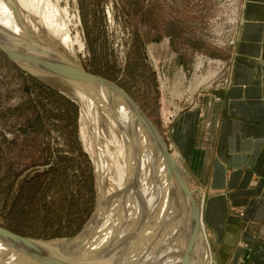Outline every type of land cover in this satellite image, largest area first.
<instances>
[{"label": "rangeland", "instance_id": "1", "mask_svg": "<svg viewBox=\"0 0 264 264\" xmlns=\"http://www.w3.org/2000/svg\"><path fill=\"white\" fill-rule=\"evenodd\" d=\"M15 1L20 32L40 42L36 46L0 27L1 44L24 53V61L44 72L61 73L62 57L124 90L164 138L196 205L205 202L207 194L186 177L174 130L181 114L205 104L228 83L247 0H43L50 5L45 16L55 14L72 40H79L82 48L71 50L45 25L42 0H24L37 1L30 8ZM50 79L0 48V229L25 241L16 244L35 259H41L39 248L50 252L40 257L53 259L65 248L52 244L100 234L97 227L104 223L105 235L128 216L119 210L122 203L107 201L102 207L100 199L106 165L100 150H110L111 119L103 121L87 108L86 122L83 102ZM114 216H121L119 222ZM89 229L97 232L89 235ZM171 252L181 255L178 249Z\"/></svg>", "mask_w": 264, "mask_h": 264}, {"label": "bare ground", "instance_id": "2", "mask_svg": "<svg viewBox=\"0 0 264 264\" xmlns=\"http://www.w3.org/2000/svg\"><path fill=\"white\" fill-rule=\"evenodd\" d=\"M18 1L24 3L27 8H30L31 4L35 6L37 2ZM17 3L15 0H0V27L6 28V33L11 32L23 38L27 37V34L23 35V32H20L22 29H19L17 24L16 12L19 7ZM45 5L43 2L39 8V14L46 21L43 20L45 25L55 34L61 35V43L69 50L75 48V45L82 48L79 40L74 42L70 31L55 20V14L45 16V11L50 7L49 4L45 3ZM5 17L6 19H3ZM23 39L33 40L36 46L40 42L32 39L31 35ZM2 45L13 55L25 60L24 53L13 51L4 43ZM60 58L58 61L63 75L55 73L58 68H54L56 71L53 72V69V73L32 66L31 68L36 73L41 72L45 74L43 76L52 78L50 81L52 80L55 85L65 88L69 93L72 92L80 102H83L82 106L85 110L95 109L101 120L105 121V117L112 120H110L112 123L110 128H114L115 133L110 131V150L109 146H106L107 152L104 150L106 147L100 150L102 159L107 165H103L104 178L99 179L100 196L102 195L100 199H102V207L107 201L114 202L112 206L122 203L119 210H123L122 212L129 217L125 216L122 223V220H119L121 216L118 219L119 216H114L115 222L116 220L120 222L112 223L108 232L104 231L105 235L101 232L104 223L100 229L97 227L101 235L94 233L97 232L94 231L95 228L92 230L94 234L90 237L52 244L55 248H65L55 252L61 253V259H57L59 256L55 257L57 255L55 253L53 259L43 258L42 256L45 257L50 253L45 254L48 248L42 253L40 252L42 249L37 248L36 256L41 259L31 258L33 256H28L26 254L28 251H24V248L19 246L25 245V241L18 242L16 237L0 229V264H39L38 262H44L43 264H71V262L73 264H213L210 261V257L213 256L209 251L208 231L204 223V202L200 205L194 202L180 166L178 167L175 162L172 163L173 159L169 156L164 138L132 99L128 98L124 90L109 81L99 84L93 79L78 76L80 71L78 66ZM103 105H108L105 112L102 110ZM89 115L90 111L83 112V119L86 122L89 121ZM89 124L94 131V124L91 121ZM174 163L180 172L175 170ZM117 211L116 209L113 213L117 214ZM113 219L111 222H114ZM100 220L98 222L101 224L104 220L102 222ZM17 242L20 244H16ZM47 244L49 243H44ZM80 246L84 249L82 250ZM177 249L180 251L178 254H181L179 258L171 252V250L176 252Z\"/></svg>", "mask_w": 264, "mask_h": 264}, {"label": "crops", "instance_id": "3", "mask_svg": "<svg viewBox=\"0 0 264 264\" xmlns=\"http://www.w3.org/2000/svg\"><path fill=\"white\" fill-rule=\"evenodd\" d=\"M228 83L177 120L213 264H264V0H247Z\"/></svg>", "mask_w": 264, "mask_h": 264}, {"label": "water", "instance_id": "4", "mask_svg": "<svg viewBox=\"0 0 264 264\" xmlns=\"http://www.w3.org/2000/svg\"><path fill=\"white\" fill-rule=\"evenodd\" d=\"M0 48H1V50H2L6 55H8V56L10 55L12 58H14V59L17 60L19 63H21L24 67H26V68L29 69V70H32L31 65H30L29 63H27L26 61L24 62V61L21 60L19 57L13 55L11 51H8V49H6V48L1 44V42H0ZM36 74H38L39 76H40V75H41V76L45 75V74H42L41 72H40V73H36ZM78 76H81V77H83V78H90V79H93V80H95L96 82H98L99 84H101V83L104 82V81H107L106 79H104V78H102V77L100 78V77H98V76H96V75H92V74H90L89 72L84 71V70H82V69L79 71ZM187 189L190 190L189 187H188Z\"/></svg>", "mask_w": 264, "mask_h": 264}]
</instances>
